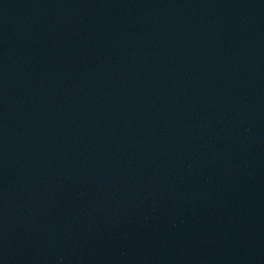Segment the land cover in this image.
Here are the masks:
<instances>
[{
    "label": "water",
    "instance_id": "1",
    "mask_svg": "<svg viewBox=\"0 0 264 264\" xmlns=\"http://www.w3.org/2000/svg\"><path fill=\"white\" fill-rule=\"evenodd\" d=\"M0 264H264V0H0Z\"/></svg>",
    "mask_w": 264,
    "mask_h": 264
}]
</instances>
